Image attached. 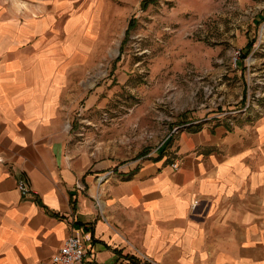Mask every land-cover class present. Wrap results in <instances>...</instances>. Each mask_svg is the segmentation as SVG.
I'll use <instances>...</instances> for the list:
<instances>
[{"label":"crops","instance_id":"0c3cea01","mask_svg":"<svg viewBox=\"0 0 264 264\" xmlns=\"http://www.w3.org/2000/svg\"><path fill=\"white\" fill-rule=\"evenodd\" d=\"M39 2L0 0V264H50L70 236L88 264H264V100L224 123L185 121L116 168L69 123L96 41L119 32L103 0Z\"/></svg>","mask_w":264,"mask_h":264},{"label":"rangeland","instance_id":"374dc122","mask_svg":"<svg viewBox=\"0 0 264 264\" xmlns=\"http://www.w3.org/2000/svg\"><path fill=\"white\" fill-rule=\"evenodd\" d=\"M143 1L103 0L119 38L96 41L69 123L116 168L157 154L185 121L224 123L264 100V0Z\"/></svg>","mask_w":264,"mask_h":264},{"label":"built area","instance_id":"2783aa9c","mask_svg":"<svg viewBox=\"0 0 264 264\" xmlns=\"http://www.w3.org/2000/svg\"><path fill=\"white\" fill-rule=\"evenodd\" d=\"M251 103H249V99H246V103L244 108L241 111H236L231 114L241 113L246 114L247 111L250 110ZM264 107V103L262 105ZM176 128L175 130H178ZM1 162V160H0ZM171 168L173 170L178 169L177 163L171 164ZM112 174V171L108 172L105 176H109ZM104 177H98L97 181L101 182ZM19 191L21 194L26 195L29 193V190L25 187L24 182L21 180L17 184ZM197 205V202L194 203L193 207ZM138 260L141 264H153V262L148 259L146 256L137 253ZM92 257L88 253H86L85 248L81 242V240L76 236L68 237L63 245L53 254L50 260V264H88L91 263Z\"/></svg>","mask_w":264,"mask_h":264},{"label":"trees","instance_id":"16d2710c","mask_svg":"<svg viewBox=\"0 0 264 264\" xmlns=\"http://www.w3.org/2000/svg\"><path fill=\"white\" fill-rule=\"evenodd\" d=\"M152 2H153V0H145V1H143L142 8L145 9ZM133 27H134V24L130 21L129 25H128V28H127V31L132 30ZM196 130H194V131H196ZM126 258H127L128 262H129V264H141L136 258H134L132 256H127Z\"/></svg>","mask_w":264,"mask_h":264}]
</instances>
